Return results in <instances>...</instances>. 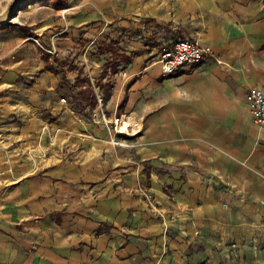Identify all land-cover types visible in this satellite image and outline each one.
<instances>
[{
    "label": "crops",
    "instance_id": "obj_1",
    "mask_svg": "<svg viewBox=\"0 0 264 264\" xmlns=\"http://www.w3.org/2000/svg\"><path fill=\"white\" fill-rule=\"evenodd\" d=\"M127 6L124 26L170 25L217 59L164 76L159 46L101 67L92 38L87 69L66 71L94 87L90 122L56 60L0 53V264H264V128L246 98L264 90V0Z\"/></svg>",
    "mask_w": 264,
    "mask_h": 264
},
{
    "label": "rangeland",
    "instance_id": "obj_2",
    "mask_svg": "<svg viewBox=\"0 0 264 264\" xmlns=\"http://www.w3.org/2000/svg\"><path fill=\"white\" fill-rule=\"evenodd\" d=\"M128 1L0 0V53L10 51L11 62L23 59L27 66L37 59L49 62L51 57L58 60L57 71L70 67L82 71L87 69L84 59L93 38L97 39L94 54L102 55L101 67L113 51L142 50L152 54L149 61L155 60L158 47H166L168 41L154 35L152 21L146 17L124 26L129 19L121 13ZM113 13L115 18L111 19Z\"/></svg>",
    "mask_w": 264,
    "mask_h": 264
},
{
    "label": "built area",
    "instance_id": "obj_3",
    "mask_svg": "<svg viewBox=\"0 0 264 264\" xmlns=\"http://www.w3.org/2000/svg\"><path fill=\"white\" fill-rule=\"evenodd\" d=\"M155 64H159L164 76L173 75L183 67L203 64L208 59H217L211 46H202L197 41L182 39L160 48ZM251 114L256 124L264 128V90L254 87L246 94ZM103 114V110H101Z\"/></svg>",
    "mask_w": 264,
    "mask_h": 264
},
{
    "label": "trees",
    "instance_id": "obj_4",
    "mask_svg": "<svg viewBox=\"0 0 264 264\" xmlns=\"http://www.w3.org/2000/svg\"><path fill=\"white\" fill-rule=\"evenodd\" d=\"M152 30L154 31V35L156 36H160V35H164L166 37V41H168V43H166V46L171 45L173 42H176L178 40H182L184 39L183 36L180 35V31H175L173 28H170V25L168 26H162L161 24H159L157 21L152 20ZM122 62H128L130 61V57L125 55V56H121L120 57ZM58 61V60H56ZM112 62H107L104 65V71L108 72L107 70L109 69V66L111 65ZM119 66V64H117L116 66L114 65L113 68L114 70L117 69V67ZM52 69V68H51ZM71 69V68H70ZM68 69V70H70ZM54 70V69H52ZM63 77H62V86L61 88H64L66 93H71L70 94V102L72 104H74L73 108L75 109L76 113L79 114L80 116H82L84 119L90 121V122H94L97 118V113L95 111L97 105H98V97L96 95V92L94 90V87L92 86V83L89 79H83V78H77V81L75 83V85H71L69 83V79L66 76L67 72L63 71ZM104 76L101 77V79H103ZM83 84H86V89H82L80 91H78V94L74 95L73 91L78 88V86L82 87Z\"/></svg>",
    "mask_w": 264,
    "mask_h": 264
},
{
    "label": "bare ground",
    "instance_id": "obj_5",
    "mask_svg": "<svg viewBox=\"0 0 264 264\" xmlns=\"http://www.w3.org/2000/svg\"><path fill=\"white\" fill-rule=\"evenodd\" d=\"M127 127H128L127 124H125L124 127L122 128L121 132L126 133L127 132Z\"/></svg>",
    "mask_w": 264,
    "mask_h": 264
}]
</instances>
